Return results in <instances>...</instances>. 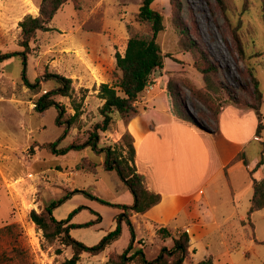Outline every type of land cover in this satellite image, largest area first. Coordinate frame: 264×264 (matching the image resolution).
<instances>
[{
    "label": "rangeland",
    "instance_id": "obj_1",
    "mask_svg": "<svg viewBox=\"0 0 264 264\" xmlns=\"http://www.w3.org/2000/svg\"><path fill=\"white\" fill-rule=\"evenodd\" d=\"M41 1L0 0V264H61L71 257V249L62 245L60 240L50 243L44 231L31 219V212H42L46 205L67 195L73 186L82 187L106 200H112L116 196L117 185L123 183L117 171L101 174V177L96 173L85 172L80 168H89L90 162L82 160L84 152L73 151L72 156L78 155L76 161L61 157L59 161L45 162V169L33 166L32 159L39 142H59L66 131L65 123L59 124L57 121V107L52 105L40 111L36 109L37 100L60 86L52 75L59 74L72 79V98L61 94L53 96L66 109L63 119L74 115V101L79 103L81 97L89 100V106L85 107L84 103L82 114L65 138L58 143V147L65 146L73 137L74 141L84 142L101 119L98 97L100 85L115 83L120 75L116 55L124 53L130 35L151 31L150 26L137 21V12L143 0H102V4L98 0H78L82 2L80 12L73 1H68L54 17L52 29L39 31L31 41L26 64L21 54L2 59L8 53L24 50L20 45L22 35L19 23L28 14L38 16ZM180 1V29L177 27L179 24H175L173 20L170 0H155L153 3V7L164 15L165 29L158 35L162 50L167 55L175 54L178 49H182L184 39L191 38L209 60L219 65L218 74L222 82L237 91L240 99L252 103L251 69L260 80L264 92V9L261 0H225L226 14L219 9L216 0ZM77 14H92L111 21L110 29L104 31L109 37L108 41L101 42L100 45L97 41L68 38L66 35H73L69 30L77 27ZM237 26V35L245 50L244 58L237 52L231 35V31L233 33ZM24 70L34 84L33 88L23 81ZM214 96L221 106L230 102L225 91L215 93ZM183 99L191 115L203 126L216 125L210 110L192 95L187 86L183 88ZM117 117L120 115L117 114ZM123 144L125 145V141L122 138L115 146ZM45 149L47 153H52L50 149ZM46 152L45 157L48 156ZM77 164L80 165L76 166ZM53 167L55 170H74L78 174L64 176L63 180H67L68 184L63 186L61 181L57 182L61 186L56 187L47 183L52 182V175L56 172L52 170ZM28 173L40 176L36 183V203L29 192L31 186L17 181ZM106 207L105 227L108 228L112 221L111 209L116 207ZM67 208V203H63L58 207V213H63ZM92 217L88 211H84L78 215V220L85 221ZM258 222L260 224L263 221ZM83 229L75 231V235ZM249 232L252 234L253 231ZM216 235L219 236V233ZM220 242L219 240L217 245H213V249L218 250L219 253H216L220 255L221 264H247L246 259H258L254 255L255 251L249 248L245 236L244 239L241 236L227 237L228 246L220 245ZM199 243L205 245L206 241L203 239ZM171 245L172 243L169 244ZM137 247H143L147 251V234L144 233ZM228 247L232 251L230 255L227 253ZM112 251L108 250L95 257L85 254L81 259L88 260H82L78 264H112L109 259ZM257 252L263 256L264 247L259 246ZM196 259L204 257L200 254ZM189 262L190 260L187 264ZM249 264H259V261L254 260Z\"/></svg>",
    "mask_w": 264,
    "mask_h": 264
},
{
    "label": "crops",
    "instance_id": "obj_2",
    "mask_svg": "<svg viewBox=\"0 0 264 264\" xmlns=\"http://www.w3.org/2000/svg\"><path fill=\"white\" fill-rule=\"evenodd\" d=\"M99 2L104 3L102 0H98ZM77 17L79 18L77 27L69 30L73 35L69 36L66 35V31L64 32L68 38L97 41L100 45L101 42L108 41L109 37L104 31L110 29L111 21L102 20L92 14L87 16L77 14ZM163 53L165 54L163 67L153 73L149 84L134 103L138 113L127 121L122 117L118 118L116 114L112 127L107 131H100V148L115 147L126 132L131 134L137 171L143 175L146 187L161 195L159 203L144 213H134L130 217L136 235L133 250L143 248L137 245L145 233L147 251L144 248L143 250L148 260H154L163 247L171 248L172 245L169 244H173L171 238L165 239L158 234L159 229L167 228L173 233L187 231L190 235V256L185 264L189 260L190 264H197L208 257L212 258V264H221L220 255L217 254L219 252L213 249V245H217L220 240V245L228 246L227 237L241 236V239H244L245 236L249 248L255 251L254 255L258 258L246 259V263L257 260L259 264H264V255L261 256L260 252H257L259 246L264 247V207L249 215L254 194L253 178L264 179V128L258 134L259 120L255 110L235 103H225L221 106L214 133L180 117L175 111L168 88L170 78L187 77L201 89L206 88V83L203 75L195 68L189 52L178 49L172 55H167L164 50ZM88 101L84 100L85 107L89 106ZM103 102L100 99L99 106ZM263 110L264 103L262 105L264 116ZM257 136L261 139H256ZM73 140L74 137L63 147L71 144ZM73 151L75 150L57 156V153L53 151L47 153L45 148L38 146L32 159L33 166L45 169L43 165L45 162L59 161L61 157L64 160L69 158L76 161L78 155L72 156ZM44 152L48 154L47 157ZM76 152H84L82 160L93 161L98 165L95 169L80 168L85 172L96 173L101 177V174L113 171L104 168L105 153L101 150L85 147ZM55 167L52 168L56 171L51 174L52 182L47 183L56 187L61 186L57 182L62 181L63 186L68 184L67 180H63L64 176L72 177L73 173L78 174L74 170L65 171L64 168L67 166L63 167L64 171L55 170ZM76 189L85 190L73 186L70 192ZM116 190V196L108 201L125 205L134 203V196L124 183L118 184ZM64 203H67L68 208L63 213H58L59 206L54 209V215L58 220L67 219L80 205L90 207L101 214V221L89 227L71 228V235L79 241H85L84 243L89 246L97 244L114 230L117 226V216L123 212L121 208L112 207L114 208L111 209L112 221L107 228L104 212V209H108L107 205L85 197L79 192L72 194ZM84 211H88L93 217L85 221L78 220V215ZM96 219V214L84 209L74 215L68 224H81ZM261 220L263 222L258 224ZM122 227V235L108 250L122 252L129 245L130 227L126 221L122 222ZM80 229L83 231L75 235V231ZM249 230L253 231L252 234ZM216 233H219V236ZM203 239L206 241L205 245L199 243ZM231 252L228 247L227 253L230 255ZM85 254L88 253H83L82 258L86 256ZM200 254L204 259H196Z\"/></svg>",
    "mask_w": 264,
    "mask_h": 264
},
{
    "label": "trees",
    "instance_id": "obj_3",
    "mask_svg": "<svg viewBox=\"0 0 264 264\" xmlns=\"http://www.w3.org/2000/svg\"><path fill=\"white\" fill-rule=\"evenodd\" d=\"M68 1H73L75 8L80 9L82 2L78 0H42L39 6L40 13L38 16L32 14L26 15L19 25L21 27V46L24 50L21 52H12L4 55L3 58H9L21 54V58L26 64L28 54L31 51V41L36 37L39 31H50V24L62 6ZM155 0H143L137 12V21L151 27V31L145 34L130 35L124 55L118 53L116 55L117 68L120 75L115 83H102L99 88L98 97L104 102L99 111L102 119L94 126V131L89 134L84 142L74 141L66 147L58 148V143L65 138L76 119L82 114V106L84 105L85 97H81L79 103H74L75 113L64 120L66 109L63 105L56 101L53 97L56 94L72 98L73 87L72 79L65 76L55 74L52 75L59 82V87L56 91L46 93L37 100L36 109L43 111L46 108L54 105L58 109L57 121L59 124L65 123V135L59 142H45L39 144L41 148H48L54 153L65 154L69 150L79 151L85 147H90L93 150H101L105 153L104 168L107 170H116L119 177L134 196L132 205L112 203L101 197L87 192L86 190L76 189L69 192L67 195L57 199L46 205L42 212L38 213L33 210L30 214L31 219L44 231L46 239L53 243L60 240L61 244L71 249L72 255L66 258L61 264H78L81 261L82 254L99 255L108 250L110 246L117 241L123 232L122 222L126 221L130 227L131 239L129 245L122 251L113 250L109 254V259L112 264H185L190 256V235L187 231L173 233L167 228L158 230V234L162 238H171L173 241L172 247H163L159 256L154 260H148L143 248L133 250V244L136 240L135 229L130 220L134 213H144L154 205L160 202L161 195L150 191L144 182V177L137 171L135 166V147L133 137L126 132L123 136L125 145L121 146H105L100 148V131H107L114 123L116 114L124 118L126 121L138 113L134 103L139 98L140 94L149 84L153 73L163 67L164 57L162 47L158 42V35L165 29L164 15L153 7ZM173 8V20L175 24H179L180 29L181 19L180 13L182 3L180 0H170ZM219 9L226 14L227 5L225 0H216ZM264 9V0H261ZM182 27V26H181ZM239 26L231 31L236 50L241 56L245 57V50L242 42L237 35ZM186 31V30H185ZM182 50L189 52L192 55L193 63L196 69L203 75L206 83V88H198L189 78L172 76L169 82V91L173 98V104L177 114L200 128L215 132L217 129L218 116L221 111V105L217 103L215 93L226 92L229 103L240 104L251 107L255 110L259 125L257 133L260 134L264 128L262 105L264 103V92L261 89V83L254 71L251 69L250 77L252 82V103L240 99L237 91L231 86L224 84L219 78V65L212 62L199 49V45L191 38L184 39ZM23 81L31 88L34 84L27 77L26 70L22 73ZM186 86L191 91L192 95L201 101L212 113L216 125L205 127L195 117H193L187 108V104L183 99V88ZM64 120V121H63ZM127 148V149H126ZM80 164H77L78 166ZM83 165V164H82ZM97 163L90 161L91 169L97 167ZM80 167V166H79ZM254 194L252 197L249 215L264 207V179L257 180L253 178ZM83 193L89 198L99 201L102 204L121 208L123 212L117 216V226L114 230L106 234L97 244L89 246L82 241L74 238L70 231L75 227H89L95 222L101 221V214L94 211L90 207L80 205L74 209L69 217L65 220H58L54 215V209L62 205L72 194ZM84 209H88L91 213L97 215L96 220H91L81 224H68L72 217ZM67 223V224H66ZM133 250V251H132ZM197 264H212V258L200 261Z\"/></svg>",
    "mask_w": 264,
    "mask_h": 264
},
{
    "label": "built area",
    "instance_id": "obj_4",
    "mask_svg": "<svg viewBox=\"0 0 264 264\" xmlns=\"http://www.w3.org/2000/svg\"><path fill=\"white\" fill-rule=\"evenodd\" d=\"M256 139L260 140L261 138L257 136ZM38 180H40V176L34 175V173H28L26 176L20 177L17 180L19 183L25 182V184L31 186L32 189L29 192L31 196L33 197V202L36 201V196L38 194V185L36 184Z\"/></svg>",
    "mask_w": 264,
    "mask_h": 264
},
{
    "label": "bare ground",
    "instance_id": "obj_5",
    "mask_svg": "<svg viewBox=\"0 0 264 264\" xmlns=\"http://www.w3.org/2000/svg\"><path fill=\"white\" fill-rule=\"evenodd\" d=\"M34 9V8H33Z\"/></svg>",
    "mask_w": 264,
    "mask_h": 264
}]
</instances>
